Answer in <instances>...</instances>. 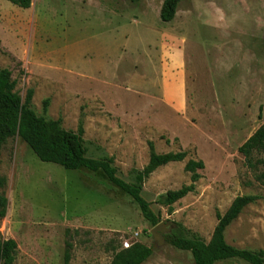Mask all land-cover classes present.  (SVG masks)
<instances>
[{"label":"rangeland","instance_id":"obj_1","mask_svg":"<svg viewBox=\"0 0 264 264\" xmlns=\"http://www.w3.org/2000/svg\"><path fill=\"white\" fill-rule=\"evenodd\" d=\"M162 2L31 0L21 9L0 0V69L10 71L21 99L33 90L38 115L48 99L46 116L65 130L76 132L82 118L88 157H112L117 176L131 182L130 171L148 162L149 141L157 153L187 154L142 185L162 225L157 245L156 225L100 172L41 162L18 137L8 140L0 154L7 199L0 241L16 242L13 264H108L113 247L133 243L153 251L143 264H194L168 243V229L182 225L208 242L216 212L242 195L258 199L225 240L264 248V186L238 152L264 124V0H183L168 23L159 18ZM190 159L204 169L169 213L158 198L189 183Z\"/></svg>","mask_w":264,"mask_h":264},{"label":"trees","instance_id":"obj_2","mask_svg":"<svg viewBox=\"0 0 264 264\" xmlns=\"http://www.w3.org/2000/svg\"><path fill=\"white\" fill-rule=\"evenodd\" d=\"M12 5L27 9L31 0H6ZM183 0H163L159 18L161 22H171ZM33 90L26 91L24 99L15 91V81L8 69H0V154L8 140L18 137L32 150L39 161L56 164L66 170L84 168L90 172H100L102 177L127 195L138 206L142 217L151 225L159 223V215L153 213L150 203L142 198V185L159 167L170 163L182 162L186 152L157 153L152 142H148L149 158L143 169H132V181L126 182L117 176L113 158L104 156L94 159L87 156V149L82 138L83 120H79L76 132L62 127L61 119L46 116L49 100L42 101V115H38L32 105ZM244 164L252 170L254 179L264 186V124H262L239 148ZM204 169L202 160H188L184 171L190 174L189 183L177 190L167 191L158 198L168 212L172 205L195 191L200 179L199 171ZM5 177L0 176V188L5 185ZM258 199L256 195L237 196L221 214L216 212L217 224L208 242L198 234L185 229L182 225L167 235L168 243L176 249L191 254L194 264H217L227 261H241L246 264H264V248L259 250L240 249L229 245L225 240V231L235 221L245 207ZM7 199L0 193V220L5 217ZM72 244L66 242L64 262L68 263ZM112 259L108 264H143L153 251L140 243H133L126 248L112 249ZM17 253V244L13 239L0 241V264H13Z\"/></svg>","mask_w":264,"mask_h":264},{"label":"water","instance_id":"obj_3","mask_svg":"<svg viewBox=\"0 0 264 264\" xmlns=\"http://www.w3.org/2000/svg\"><path fill=\"white\" fill-rule=\"evenodd\" d=\"M161 226H162L161 224H158L151 230V235L153 236V239L157 245L163 243V239L161 238V233H162ZM167 232L170 233L171 229H168Z\"/></svg>","mask_w":264,"mask_h":264},{"label":"built area","instance_id":"obj_4","mask_svg":"<svg viewBox=\"0 0 264 264\" xmlns=\"http://www.w3.org/2000/svg\"><path fill=\"white\" fill-rule=\"evenodd\" d=\"M128 247V244L125 246V248Z\"/></svg>","mask_w":264,"mask_h":264},{"label":"flooded vegetation","instance_id":"obj_5","mask_svg":"<svg viewBox=\"0 0 264 264\" xmlns=\"http://www.w3.org/2000/svg\"><path fill=\"white\" fill-rule=\"evenodd\" d=\"M169 234H170V233H169ZM167 235H168V234H167ZM167 235H166V236H167Z\"/></svg>","mask_w":264,"mask_h":264}]
</instances>
